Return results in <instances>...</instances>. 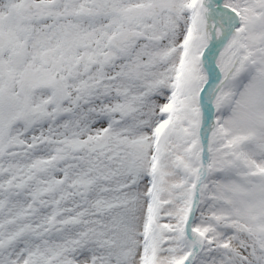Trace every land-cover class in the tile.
<instances>
[{
    "label": "snow or ice",
    "instance_id": "snow-or-ice-1",
    "mask_svg": "<svg viewBox=\"0 0 264 264\" xmlns=\"http://www.w3.org/2000/svg\"><path fill=\"white\" fill-rule=\"evenodd\" d=\"M0 264H264V0H0Z\"/></svg>",
    "mask_w": 264,
    "mask_h": 264
}]
</instances>
